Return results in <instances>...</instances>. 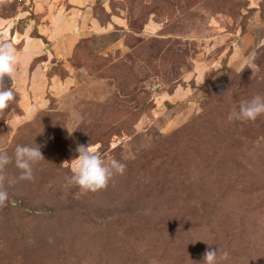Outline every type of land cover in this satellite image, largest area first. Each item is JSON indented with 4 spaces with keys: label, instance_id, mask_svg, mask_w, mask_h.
<instances>
[{
    "label": "rangeland",
    "instance_id": "374dc122",
    "mask_svg": "<svg viewBox=\"0 0 264 264\" xmlns=\"http://www.w3.org/2000/svg\"><path fill=\"white\" fill-rule=\"evenodd\" d=\"M19 63L0 88L9 164L0 264H264V0H0ZM79 145L125 164L106 188L72 182Z\"/></svg>",
    "mask_w": 264,
    "mask_h": 264
},
{
    "label": "clouds",
    "instance_id": "9594fccd",
    "mask_svg": "<svg viewBox=\"0 0 264 264\" xmlns=\"http://www.w3.org/2000/svg\"><path fill=\"white\" fill-rule=\"evenodd\" d=\"M19 63V53L14 44L8 41L0 42V81L5 76L12 78ZM15 97L12 88H0V109L8 106V103ZM264 115V95L257 94L248 100H241L238 110L233 109L227 119L229 121H255L257 117ZM78 155L72 165V182L85 191H98L106 188L109 181L115 174H123L126 165L116 159L107 162L104 158L96 156L90 151L87 145H79L76 149ZM44 156L39 147L28 145H16L13 155L6 151H0V172L9 165L19 170V175L9 179V184H14L17 180L31 181L34 179L33 166L44 160ZM0 179H3L0 176ZM9 202L7 191L0 188V207H5ZM219 260L227 261L229 252L215 249L207 250L203 255V264H218ZM151 264H156L153 260Z\"/></svg>",
    "mask_w": 264,
    "mask_h": 264
}]
</instances>
